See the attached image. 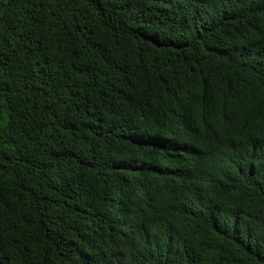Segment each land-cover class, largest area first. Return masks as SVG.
<instances>
[{
  "label": "trees",
  "instance_id": "16d2710c",
  "mask_svg": "<svg viewBox=\"0 0 264 264\" xmlns=\"http://www.w3.org/2000/svg\"><path fill=\"white\" fill-rule=\"evenodd\" d=\"M0 264H264V0H0Z\"/></svg>",
  "mask_w": 264,
  "mask_h": 264
}]
</instances>
